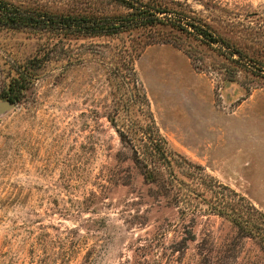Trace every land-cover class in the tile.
I'll list each match as a JSON object with an SVG mask.
<instances>
[{
	"label": "rangeland",
	"instance_id": "obj_1",
	"mask_svg": "<svg viewBox=\"0 0 264 264\" xmlns=\"http://www.w3.org/2000/svg\"><path fill=\"white\" fill-rule=\"evenodd\" d=\"M145 1L181 5L240 54L167 25L0 28V102L15 105L0 115V264H264V0Z\"/></svg>",
	"mask_w": 264,
	"mask_h": 264
},
{
	"label": "trees",
	"instance_id": "obj_2",
	"mask_svg": "<svg viewBox=\"0 0 264 264\" xmlns=\"http://www.w3.org/2000/svg\"><path fill=\"white\" fill-rule=\"evenodd\" d=\"M128 10V14L118 18H98L91 15H59L51 12H38L23 9L13 0H0V28L45 31L76 38H96L114 36L136 28H147L158 25L171 26L173 29L193 36L209 46L223 45L233 49L219 39L209 25L199 17L186 12L181 5L168 1L146 2L145 0H114ZM232 55L240 54L233 51ZM241 56V55H240ZM31 68H28V70ZM35 70V67H32ZM31 76L22 72L19 79L11 83L8 100L19 101L28 90ZM263 216V215H262ZM264 220V216L262 217ZM242 229V228H241ZM264 246V241H262ZM264 248V247H263Z\"/></svg>",
	"mask_w": 264,
	"mask_h": 264
},
{
	"label": "water",
	"instance_id": "obj_3",
	"mask_svg": "<svg viewBox=\"0 0 264 264\" xmlns=\"http://www.w3.org/2000/svg\"><path fill=\"white\" fill-rule=\"evenodd\" d=\"M15 108L14 104L9 102H0V115L6 114Z\"/></svg>",
	"mask_w": 264,
	"mask_h": 264
}]
</instances>
